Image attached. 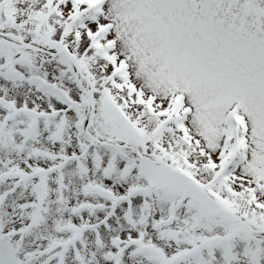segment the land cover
I'll list each match as a JSON object with an SVG mask.
<instances>
[{
    "label": "snow or ice",
    "instance_id": "snow-or-ice-1",
    "mask_svg": "<svg viewBox=\"0 0 264 264\" xmlns=\"http://www.w3.org/2000/svg\"><path fill=\"white\" fill-rule=\"evenodd\" d=\"M0 264H264V0H0Z\"/></svg>",
    "mask_w": 264,
    "mask_h": 264
}]
</instances>
